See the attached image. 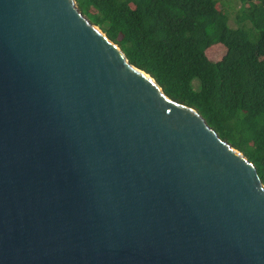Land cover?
Instances as JSON below:
<instances>
[{
    "label": "water",
    "instance_id": "obj_1",
    "mask_svg": "<svg viewBox=\"0 0 264 264\" xmlns=\"http://www.w3.org/2000/svg\"><path fill=\"white\" fill-rule=\"evenodd\" d=\"M0 264H264V184L75 0H0Z\"/></svg>",
    "mask_w": 264,
    "mask_h": 264
},
{
    "label": "trees",
    "instance_id": "obj_2",
    "mask_svg": "<svg viewBox=\"0 0 264 264\" xmlns=\"http://www.w3.org/2000/svg\"><path fill=\"white\" fill-rule=\"evenodd\" d=\"M75 0L80 11L172 100L254 164L264 184V0ZM226 47L216 61L207 49Z\"/></svg>",
    "mask_w": 264,
    "mask_h": 264
},
{
    "label": "rangeland",
    "instance_id": "obj_3",
    "mask_svg": "<svg viewBox=\"0 0 264 264\" xmlns=\"http://www.w3.org/2000/svg\"><path fill=\"white\" fill-rule=\"evenodd\" d=\"M216 4H217V7H219V9L221 7V9L225 13H228V15H229L228 24L233 25L232 19H233L234 13H232V12L238 8L237 1L236 0H216ZM233 5H234L235 9L233 8L232 11H230L229 8ZM225 50H226V47L223 44L217 43V44H214L207 49V54L211 60L216 61L217 59H219L223 55Z\"/></svg>",
    "mask_w": 264,
    "mask_h": 264
}]
</instances>
